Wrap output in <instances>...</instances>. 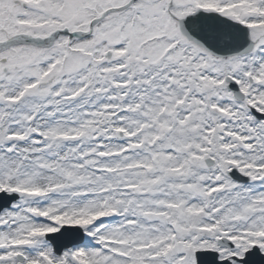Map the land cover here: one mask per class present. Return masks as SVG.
Masks as SVG:
<instances>
[{
    "label": "snow or ice",
    "instance_id": "snow-or-ice-1",
    "mask_svg": "<svg viewBox=\"0 0 264 264\" xmlns=\"http://www.w3.org/2000/svg\"><path fill=\"white\" fill-rule=\"evenodd\" d=\"M0 264H264V0H0Z\"/></svg>",
    "mask_w": 264,
    "mask_h": 264
}]
</instances>
